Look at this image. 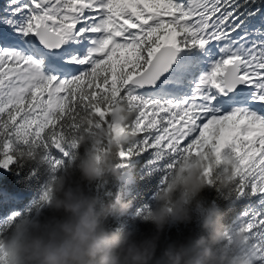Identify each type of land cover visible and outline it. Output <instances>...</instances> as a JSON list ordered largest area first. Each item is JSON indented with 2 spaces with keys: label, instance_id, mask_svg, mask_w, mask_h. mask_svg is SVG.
I'll return each mask as SVG.
<instances>
[{
  "label": "snow or ice",
  "instance_id": "1",
  "mask_svg": "<svg viewBox=\"0 0 264 264\" xmlns=\"http://www.w3.org/2000/svg\"><path fill=\"white\" fill-rule=\"evenodd\" d=\"M120 104L134 111L128 128L139 137L121 161L151 151L167 183L194 154H216L217 166L228 154L236 191L264 194V0H7L0 168L39 150L57 171L64 162L51 150L69 157L83 118L111 129ZM204 175L211 183V166ZM243 227L264 259V213Z\"/></svg>",
  "mask_w": 264,
  "mask_h": 264
},
{
  "label": "clouds",
  "instance_id": "2",
  "mask_svg": "<svg viewBox=\"0 0 264 264\" xmlns=\"http://www.w3.org/2000/svg\"><path fill=\"white\" fill-rule=\"evenodd\" d=\"M108 115L111 129L100 125L95 114L83 118L76 148L83 147L84 152H74L67 167L58 175L53 172L46 185L48 199L38 205L46 211L16 214L11 221L0 245L4 264H253L255 251L252 258L237 254L247 244L245 228L229 235L221 224V211L214 206L202 218L206 235L161 248L166 227L191 222L192 210L201 207L206 188L215 185L233 191L236 162L228 154L220 157L219 166L216 154L184 159L143 215L153 226L148 233L121 236L107 228L108 217L126 214L129 205L122 200L105 205L89 186L106 182L109 176L122 178L120 152L136 138L128 128L135 115L132 109L120 104ZM18 154L24 160L35 158L23 150ZM209 166L215 173L211 183L204 175ZM226 240L230 246L224 244Z\"/></svg>",
  "mask_w": 264,
  "mask_h": 264
},
{
  "label": "trees",
  "instance_id": "3",
  "mask_svg": "<svg viewBox=\"0 0 264 264\" xmlns=\"http://www.w3.org/2000/svg\"><path fill=\"white\" fill-rule=\"evenodd\" d=\"M6 2L7 0H0V10L5 8ZM137 139H139L138 136L131 143ZM127 146L128 144L125 145V147ZM74 152L82 155L84 148L74 149L69 157H64L55 149L51 150L54 157L62 159L64 162L55 174L58 175L64 167H67ZM34 157L29 160L18 157L9 168H0V226L10 219L14 220L16 214L23 216L25 214L32 215L37 211H46L38 205L41 202V195L53 175L52 166L49 160L43 158V154L39 150L34 154ZM153 160L154 156L151 151L133 155L127 161L120 159L119 163L123 164L121 179L117 180L109 176L106 182L89 186L90 191L98 195L105 205L118 200L129 205L126 214L108 217L106 226L110 231H115L121 236H127L129 233L139 236L152 230L153 226L143 219V215L146 209H150L154 205L156 195L165 186L163 181L167 175V170L153 164ZM210 206L217 207L221 211V224L226 232L232 235L250 220L254 211L264 213V197L262 194L240 195L236 191L235 184L231 192L210 185L202 193L201 207L193 208L191 222L174 223L166 227L162 236L161 248L169 242L189 243L201 235H206L207 233L201 227V222ZM10 228L11 225L6 232L0 235V239L4 238ZM247 237V244L238 250V255L246 257L247 252L255 249L256 245L260 243L258 237L253 233H247ZM224 244L229 245V241H224ZM253 264H264V259L253 261Z\"/></svg>",
  "mask_w": 264,
  "mask_h": 264
},
{
  "label": "rangeland",
  "instance_id": "4",
  "mask_svg": "<svg viewBox=\"0 0 264 264\" xmlns=\"http://www.w3.org/2000/svg\"><path fill=\"white\" fill-rule=\"evenodd\" d=\"M6 4H7V2H6ZM226 150H228V149H225V151H226ZM262 196L264 197V194H262ZM253 251H255V249H252V250L248 251L246 257H248V258H252L251 253H252ZM258 260H259V258H257V256H256V258H253V261H258Z\"/></svg>",
  "mask_w": 264,
  "mask_h": 264
}]
</instances>
